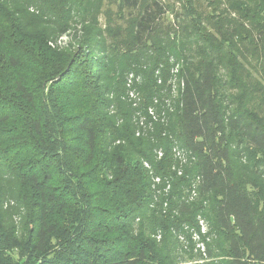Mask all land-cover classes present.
Segmentation results:
<instances>
[{
	"label": "trees",
	"instance_id": "trees-1",
	"mask_svg": "<svg viewBox=\"0 0 264 264\" xmlns=\"http://www.w3.org/2000/svg\"><path fill=\"white\" fill-rule=\"evenodd\" d=\"M0 264H264V0H0Z\"/></svg>",
	"mask_w": 264,
	"mask_h": 264
},
{
	"label": "rangeland",
	"instance_id": "rangeland-1",
	"mask_svg": "<svg viewBox=\"0 0 264 264\" xmlns=\"http://www.w3.org/2000/svg\"><path fill=\"white\" fill-rule=\"evenodd\" d=\"M106 9H109L108 7H103V11H105ZM114 10V9H113ZM169 20H171V16L168 18ZM101 20H102V23H105V17L104 15H101ZM62 43L63 44H66L67 41L69 40V37L67 35H64L62 38ZM136 91V89L134 90ZM137 93L131 95V98L132 100L135 102H137ZM134 106L138 107L136 104H134ZM175 170V169H174ZM202 225L204 226V232H203V237L200 239L199 237H196L195 233H192L190 232V235L192 236L193 238V243H191V245H189L188 247L185 248V250L190 253V254H199V253H203L205 250V246L203 245V242L202 241H205V242H210L211 239H210V236L212 237L213 235H209V224L207 221L205 222H202ZM197 261H195L194 263H196Z\"/></svg>",
	"mask_w": 264,
	"mask_h": 264
}]
</instances>
